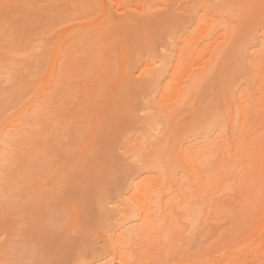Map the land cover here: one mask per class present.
<instances>
[{"label": "rangeland", "instance_id": "1", "mask_svg": "<svg viewBox=\"0 0 264 264\" xmlns=\"http://www.w3.org/2000/svg\"><path fill=\"white\" fill-rule=\"evenodd\" d=\"M38 1L34 4L32 0L31 4H28L24 0H0V8L4 12L1 13L2 15L0 14V17L6 13V18H3L4 16L0 18V54L3 51L2 54H5L2 56L3 61H0V135L4 132L5 134H10L12 131L17 132L15 137H22L26 145L29 143L26 149L32 151L31 155L28 154L30 152L25 155L26 159L24 158L23 162L27 165L32 164L37 156L41 163V173L37 171L32 176L18 171L15 174L16 181L21 180L25 186L34 185L33 191L36 194L32 196V198L35 197V200L31 205V201L29 202L31 207L26 205V209H24L27 211H25L26 213L21 211V213L15 214V208H12L13 213H0V264H81L83 261L82 264H134V262L139 264V262L136 263L139 259L136 246H126V248L122 245L124 250L122 248L117 249V245L120 247L118 241L121 240H116L119 234L115 233L119 232L121 217H125L122 216L121 212L123 213L125 209L127 211L136 205L134 200L129 199L133 193H136L137 198L140 190L137 192L135 189L137 185L134 187V184H139L143 179L148 180L146 183L149 187L154 185L151 187L152 193L158 196L160 202L165 200L171 191H178L177 181L182 175L191 180L192 175L184 165L186 162H181L183 157L182 159L180 157L184 153L182 145L185 146L186 144V147H189L188 145L191 146V143L194 144L195 142L196 146L197 144L200 146V142L204 140L203 135H196V132L191 133L189 124L194 122L193 118H196L195 113L199 111L200 105H202L201 109L204 106L208 110L209 103L213 104V101L214 104L218 105L217 108H221L218 109V112H220L219 116L222 113L224 120L222 121L219 117V121H222V129L218 132L214 130L212 131L213 134L212 132L209 134L212 142L222 147L228 145L226 147L231 148L239 139L241 145L245 146L244 152L248 155L244 157L243 153L239 159L241 165H237L232 174L224 176L220 180L219 186H213L214 188L209 190L210 193L208 191L203 196L204 201L207 202L206 208L204 204L201 208L203 211L202 225L197 228L193 235L178 236V240H174L172 229H170L171 232H169L170 230L166 231L171 235L160 233L161 236L165 234L163 238H167L168 242L173 241L171 250L175 248L171 251L172 254L169 252L165 259L167 261L163 264H264V144L260 145L261 142L264 143V0H247L248 8H245L247 6L244 4L245 10L241 9L243 14L241 13V17L233 22L228 13L219 15L213 8H210L209 4L212 0H205V2L202 0L201 7L197 0ZM244 1L246 0L242 2L245 3ZM192 5L194 6L192 7ZM26 6L31 9L30 12L34 11L36 15H42L43 11L44 17L45 8L48 9L49 17L54 18V20L52 19L54 23L50 20L48 22L44 18L46 26L45 24L43 26H48L50 31L53 30V35L50 34V31L46 32L53 37H51L52 39L49 37L50 41H48L49 38L46 33L43 32L46 34L44 35L36 31L38 30L36 26L33 27V32L30 31V35L27 36V47H21L22 43L18 44V38H22L25 32L21 31L23 33L20 34L16 29L18 25L19 29H22L20 27L21 21L20 24L17 21V13L12 15L14 19H10V15L14 10L20 11ZM75 6L79 9L76 10L79 11L77 13L79 15L76 17L72 15H76V11L72 13ZM66 8L68 13L65 12L64 14L63 11ZM41 9L43 10L41 11ZM193 9L195 10L193 11ZM70 10L71 13H69ZM189 10L192 14L189 13ZM25 14H21V16L24 15L28 18L31 15L33 18V13ZM21 16H18L19 20ZM196 18L199 19L197 23H195ZM216 19H220V21L216 23ZM24 22L28 23L27 20L22 23ZM190 22L191 24L194 23L191 25ZM213 24H215V34L217 35L206 44L205 38L209 27ZM225 26L227 31L224 30ZM170 29L172 32H176L172 36L169 35ZM84 32L87 35L90 32V36L94 34L93 38L95 36L99 38V33H101L104 37L101 40L104 42H101L100 46L97 44L98 47H96L97 45L93 46L97 40L96 37L92 39L93 44L92 40L90 42L87 37H84L81 39L83 40L82 43L80 40L78 41L80 46L77 45L79 49H82L88 42L85 48L86 54L83 49L81 55V49L78 53L75 46L77 52H74L71 46L74 47L73 43L77 41L76 39H80L85 34ZM163 33L168 42H166ZM41 34L44 35L43 38H40ZM45 36L48 40L38 41L44 39ZM250 39H253L252 44H250ZM23 41H25L24 38L20 42ZM78 42L77 44H79ZM89 42L92 44V48H89L91 46ZM28 44L31 45L30 47L35 45L38 47L36 46L32 50ZM87 46L89 51H87ZM224 47H226L227 53H225L226 50H223ZM68 48L74 53L68 54L66 52L67 55L63 53L64 57L58 54L63 49V52L68 51ZM221 49L223 52L216 60L215 55ZM229 50L232 52V56L236 54L233 57L229 55L232 57L228 58V63L230 59L231 65L224 63V66L222 65L223 59L226 58L224 54H228ZM234 50L235 53H233ZM242 50H245V57H248V61L253 64L252 66H248L244 59V63L241 58V60L239 59L237 54ZM150 51H153V54ZM169 55L172 57L170 58ZM180 57L182 59L179 63H173ZM164 61L169 65L172 61L174 66L177 64L174 75L172 73L174 70L172 71V66L169 67V65L170 72L168 76L165 75L164 82H167L166 84L170 87L167 98L161 97L160 89L162 87L147 91L146 87H142L143 81L147 79L144 73L150 69L159 68ZM240 61L248 66L247 71L244 68L239 69L240 65L243 67ZM215 62L218 66L221 65L216 69L220 75L217 73V76L211 77V82L205 80V83L207 84L206 81H209L210 85L207 84L203 90L201 89L203 95H200V100H196L198 99L197 96L194 103L180 109L177 100L183 90L208 74L212 69L211 63L214 64ZM234 67L238 69V72L237 69L231 73L227 72L229 68L231 70ZM87 68L88 73H83L82 70H87ZM60 71L61 78L57 84ZM231 74H234V81L239 84H234L232 77H230L232 84L235 85L231 88L234 89L235 87L236 91H245L247 99L253 100L256 106L259 105V108L250 116L248 128L242 133H240V129L236 130L240 124L236 125L230 121L231 107L227 100V91L229 90L227 87L229 86L226 87V84L229 81L228 76ZM210 75L207 77L209 78ZM249 75L258 79L255 85L249 82ZM143 78L146 79L143 80ZM225 80L226 84L224 83ZM125 96L127 97L125 99H130L125 100ZM217 96L221 98L219 99ZM201 97L204 98L201 99ZM193 104L195 107L192 106ZM36 105L39 106L38 109H36ZM154 107L162 113L175 111L179 114L174 118L175 120L172 117L171 119L168 117V121L167 118L165 120L162 117L164 121L159 118L162 121L158 120V126L160 124L161 127L159 126V128L163 129L164 126V129L160 131L156 126L157 131L155 129V132H151L152 139L150 138L144 144L142 141L146 131L144 130L145 125L148 124V117L157 112L153 109ZM25 109L26 111H24ZM133 111L135 112L133 113ZM142 111H145L144 114ZM22 112L24 113L22 114ZM146 126L148 127V125ZM175 127H177L178 132ZM190 129L192 128L190 127ZM127 131L129 132L127 133ZM184 131L190 132L186 134ZM141 132L144 135H141ZM168 132H171V135ZM183 132L184 134H182ZM174 134H176V140L173 138ZM31 136L32 138H30ZM141 138L142 141H140ZM154 145L158 146L159 149L152 147ZM128 146L130 147L128 148ZM140 146L142 149L146 147L147 151L144 149L146 154L140 150ZM33 147L39 151L37 155L32 150ZM137 149H139V156L135 155ZM172 149L173 153L176 154L170 152ZM151 152L154 156L156 154L160 156L159 158L155 156L160 160L159 162H165V164H160H163L160 168L161 171L155 169L156 173L154 169V173H152L153 171L150 172V168L145 167L142 162L143 154L145 157H152ZM128 153L132 159L135 156V159L132 160ZM171 154L172 156H170ZM33 158L35 159L32 160ZM135 160L137 163L134 162ZM232 161L233 158L230 156V162ZM166 164L173 166V168L169 167V169ZM174 167H177V170L173 175H170V171L167 169L172 171L175 169ZM237 169L238 171L235 172ZM170 176L172 179L169 178ZM150 178L153 180L152 184L149 181ZM194 181L192 177V185ZM36 183L38 184L36 185ZM166 191H168L167 195ZM189 191L192 193L195 190L191 188ZM140 196L141 194L138 198ZM179 201L181 202L180 198L175 202L178 203ZM130 203L131 206H129ZM125 205L128 209L125 208ZM228 208L230 211L225 210L226 212H224V209ZM18 210L20 211V209ZM178 215L175 214L174 216L173 213L172 220L174 219V221L172 223L174 224L172 225L174 227L177 225L175 229L181 225V229H179L181 231L185 225L177 224L175 218L179 219L180 216L178 217ZM112 222L113 224H111ZM103 227L104 229H102ZM191 239L193 244H191ZM167 240L165 243H168ZM153 241L154 243L161 242V240ZM176 242L178 243L177 246H175ZM185 246L187 247L185 248ZM129 252L134 254L130 255ZM81 254L84 258L88 256L87 258L90 259L81 260L83 258ZM120 254H125L123 257L126 254L127 256L130 255L133 260L130 258L128 260L130 256H126L124 259L120 258ZM134 255L136 257H133ZM76 259L80 262L77 263ZM140 264L154 263L147 257Z\"/></svg>", "mask_w": 264, "mask_h": 264}, {"label": "bare ground", "instance_id": "2", "mask_svg": "<svg viewBox=\"0 0 264 264\" xmlns=\"http://www.w3.org/2000/svg\"><path fill=\"white\" fill-rule=\"evenodd\" d=\"M25 1H27L28 2V4L30 3L31 4V2H32V0L29 2V0H24V2ZM34 1V4L35 3H37V2H39L38 0H36V2H35V0H33ZM40 1H42V0H40ZM80 0H76V2H79ZM196 1V0H195ZM198 2H199V5H200V7H201V4H203V1L205 2V0H197ZM243 0H212V1H210L211 3L209 4V6H210V8L212 9H214L215 10V12L217 13V14H219V15H223V14H225V13H228V15H229V17H230V19H231V21L233 22V21H235L236 19H239L241 16V13L243 12V11H241V9H244L245 10V8H248V6L246 5L247 4V0L246 1H244L245 3H243L242 2ZM45 2V1H44ZM81 2V1H80ZM198 2H195V3H198ZM194 3V4H195ZM25 4V3H24ZM243 4V5H242ZM244 4H245V6H247V7H245L244 6ZM23 6V5H22ZM194 5H192V7H193ZM206 6V5H205ZM245 8H244V7ZM24 7V6H23ZM191 7V8H192ZM196 7V6H195ZM198 7V6H197ZM45 8V7H44ZM43 8V9H44ZM74 9L76 8V6L75 7H73ZM78 8V7H77ZM72 9L73 10V12L70 10V12L69 13H75V11L76 10H79V9ZM93 8V7H92ZM21 9V8H20ZM23 9V8H22ZM22 9L20 10V11H22ZM27 6L23 9V13L22 12H20L19 10L18 11H16V10H14V11H16V12H9L11 15V17H10V19H14V17L12 18V15L14 14V13H17L16 14V17H17V21H19V23L18 22H16L15 20V22L16 23H18V24H20V21H21V24H22V26H21V24H20V27L22 28V29H19V25L18 24H16V25H18V26H16V29H18V32H20V34H22L23 32H21V31H24L25 33L23 34V36H22V38H18V44L20 45L21 43V47L22 46H24V47H27L26 45H27V41H28V35H30V31L31 32H33V30H34V28L33 27H36V28H38V30H36V31H38V32H40V33H46V32H48V31H50V29L48 28V26L47 27H45L46 26V21H48V20H50V21H52V23H54V18H50L49 17V14H48V9L47 8H45L44 10H45V12L44 13H46L45 14V17H44V15H43V9H41V11H42V15H43V17H42V15L41 14H39V15H36V13H34V11L33 12H30L31 11V9L29 8L28 9V11H27ZM197 9H199V7L197 8ZM30 10V11H29ZM67 10V11H66ZM84 11L86 10L85 8L83 9ZM91 10H93V9H91ZM191 10V9H190ZM190 10H189V13H190ZM195 9H193V11H194ZM0 11H1V8H0ZM24 11H26V12H24ZM47 11V12H46ZM33 13V18H31V15H29V17H28V15H27V17L28 18H26V16L24 17V15L23 16H21V14H25V13ZM64 14H65V12L66 13H68V9L66 8L64 11ZM79 11H76V15H74V14H72L73 16H78L79 14H77ZM1 13H4V12H0V14ZM20 15H19V14ZM245 13V12H244ZM6 14V13H5ZM3 15V16H1V17H3V18H6V15ZM86 14H88V13H86ZM190 14H192V13H190ZM197 14V13H196ZM243 14V13H242ZM2 15V14H1ZM15 15V14H14ZM13 15V16H14ZM26 15V14H25ZM198 15V14H197ZM196 15V16H197ZM18 16H21L20 17V20H19V17ZM35 16H37L38 18H39V16H40V19H38L37 17H35ZM47 16V17H46ZM194 16V15H193ZM0 17V18H1ZM186 17V16H185ZM188 17H189V15H188ZM195 17V16H194ZM199 17V16H198ZM2 18V19H3ZM21 18H24V19H26L27 20V24H26V22H24V23H22L23 21H26V20H24V19H21ZM36 18H37V21H35L36 20ZM42 18V19H41ZM44 18H46V21H45V19ZM190 18V17H189ZM188 18V19H189ZM43 19H44V22H43ZM53 19V20H52ZM197 19V18H196ZM1 20V19H0ZM29 20V21H28ZM190 20V19H189ZM8 21H9V19H8ZM33 21V22H32ZM199 21V19H197L196 21H195V23H197ZM201 21V20H200ZM220 21V19H216V23H218ZM30 22H31V24H30ZM42 22V23H41ZM49 22V21H48ZM47 22V23H48ZM108 22V21H107ZM187 23V22H186ZM194 23V22H193ZM192 23V24H193ZM35 24V25H34ZM37 24V25H36ZM41 24H42V27H41ZM45 24V26H43ZM190 24H191V22H190ZM191 24V25H192ZM32 25H34V26H32ZM39 25H40V27H39ZM48 25V24H47ZM185 25H187V24H185ZM25 28H24V27ZM28 26V27H27ZM189 26V25H188ZM18 27V28H17ZM26 27H27V29H26ZM44 27V28H43ZM168 27H169V25H168ZM31 30H30V29ZM164 28V27H163ZM42 29V30H41ZM47 29V30H46ZM226 29V30H225ZM27 30V31H26ZM42 32H41V31ZM51 30H52V28H51ZM224 30L225 31H227V28H226V26H225V28H224ZM53 31V30H52ZM52 31H50V34H52L53 35V32ZM95 31V30H94ZM167 31V30H166ZM215 24H213V25H211L210 27H209V31H208V33H207V36H206V38H205V42H206V44L208 43V41H210V40H212L213 38H215V36L217 35V34H215ZM28 32V33H27ZM52 32V33H51ZM229 32H230V28H229ZM43 33V34H44ZM85 34H86V32H84ZM174 33H176V32H172L171 31V29L169 30V35H173ZM47 34V35H46ZM46 34H44V35H46L48 38L50 37H52V35H50V34H48V33H46ZM84 34V35H85ZM90 34V32H88V35ZM100 34V36H99V38H97L96 36V39L97 40H95V42H94V44H93V40L92 39H95V37L93 38V35H89V37H88V35L86 36H84L83 34V36H81L80 37V39L78 38V39H76L77 41L75 42V43H73V46L74 47H72L71 46V48H72V51H76L77 49H78V53H79V50L81 49H79L78 47L80 46V43L78 42L79 40L81 41V43L83 42V40H81V39H83L84 37H87L88 38V40L90 41V40H92V44H93V46H96L97 44L100 46V44H101V42H104V40H101V39H103L104 37L102 36V34L101 33H99ZM164 34V33H163ZM18 35V34H17ZM44 35H40L41 37L40 38H43V36ZM48 35H50V36H48ZM21 36V35H20ZM46 36L44 37V39H42V40H38L39 42L41 41V42H43L45 39L46 40H48L47 38H46ZM102 36V37H101ZM163 36H165V34L163 35ZM26 37V38H25ZM92 37V38H91ZM101 37V38H100ZM166 37V36H165ZM23 38H24V40L25 41H23V42H20V41H22L23 40ZM50 38H49V40L48 41H50ZM53 38V37H52ZM51 38V39H52ZM87 38H85V39H87ZM91 38V39H90ZM170 38H172V37H170ZM53 40H55V39H53ZM98 40H100V42H98ZM173 40V39H172ZM52 41V40H51ZM68 41H69V39H68ZM67 41V42H68ZM247 41V40H246ZM77 42L79 43V44H77ZM85 42H87L86 40H85ZM91 42V41H90ZM89 42V44H91ZM166 42H168V40H167V37H166ZM170 42H171V40H170ZM69 43V42H68ZM165 43V42H164ZM240 43V42H239ZM253 43V39H250V44H252ZM24 44V45H23ZM76 44V45H75ZM87 44H88V42H87ZM86 44V45H87ZM92 44H91V46H89V48H92ZM103 44V43H102ZM168 44V43H167ZM172 45H173V43H171ZM174 44H176V43H174ZM247 44H249V43H247ZM249 44V45H250ZM77 45H78V47H77ZM86 45H85V47L83 48L82 47V51H81V55H82V52H83V49H84V52H85V48H86ZM98 45L96 46V47H98ZM169 45V44H168ZM168 45H167V47H168ZM244 45V44H243ZM242 45V46H243ZM248 45V46H249ZM28 46H29V44H28ZM31 46V45H30ZM29 46V47H30ZM36 46L38 47V45H35V46H33V47H30V49H32L33 50V48H36ZM75 46H76V48H75ZM82 46V45H81ZM156 46V45H155ZM157 46H158V44H157ZM166 46V45H165ZM170 46V45H169ZM96 47H93V48H95V49H97ZM172 47H174V45L172 46ZM70 48V47H69ZM67 49L68 51L69 50H71V49ZM75 48V50H73ZM162 48H163V46H162ZM170 48H171V46H170ZM226 47H224L223 48V50L225 51L226 50V52L225 53H227V49H225ZM87 49H88V46H87ZM86 49V50H87ZM175 49V48H174ZM246 49V48H245ZM57 50V49H56ZM64 50V49H63ZM63 50H60L61 52L59 53L58 52V54L59 55H61L62 57H64L65 55H67V53L69 54L70 52H72V51H65V52H63ZM90 49H88L87 51H89ZM154 50V49H153ZM156 50V49H155ZM159 50H160V48H159ZM163 50V49H162ZM223 50L221 49L216 55H215V57H216V60H218V58L220 57V55L222 54V52H223ZM231 50V49H230ZM230 50H229V53L228 54H224V57L226 56V58H224L223 59V61L224 62H222V65H224L225 66V64H229V65H231V63H230V59H229V63H228V58H232L233 56H235V50H234V52L233 53H235V54H233V56H232V52H230ZM237 50V49H236ZM58 51V50H57ZM172 51V50H171ZM245 52V50H242L241 52H239L237 55H238V57H239V59L243 62L244 60L245 61H247V62H245V63H247V65L248 66H252L253 64L252 63H250L249 61H248V57L246 58L245 57V55H246V52ZM4 52V51H3ZM3 52H1V54H0V61H3V57L2 56H4L5 54H2ZM15 52H17V51H15ZM67 52V53H66ZM74 52H72V53H74ZM77 52V51H76ZM151 52V51H150ZM153 52V51H152ZM151 52V53H152ZM173 52V51H172ZM175 52V51H174ZM57 53V52H56ZM63 53H66L65 55H62ZM72 53H70V54H72ZM84 54V53H83ZM85 54H86V52H85ZM84 54V57H86V59H87V56ZM87 54H88V52H87ZM153 54V53H152ZM171 55V54H170ZM169 55V56H170ZM229 55H231V56H229ZM89 56V55H88ZM152 56V55H151ZM154 56H155V54H154ZM174 56V55H173ZM228 56V57H227ZM81 57H83V56H81ZM83 57V58H84ZM160 57H162V56H160ZM172 56H170V58H171ZM169 58V57H168ZM82 59V58H81ZM85 59V58H84ZM155 59V58H154ZM156 59H158V58H156ZM175 59V58H174ZM182 59V57H180L179 59H176L175 60V62H173V63H176V62H180V60ZM226 59V60H225ZM244 59V60H243ZM154 61V60H153ZM240 61V62H241ZM154 62H156V61H154ZM170 63L171 65H169V64H166L165 63V61H164V63L166 64L165 66L163 65L164 63H159V65H161V66H159V68H157V67H155V68H157V69H155V70H153V69H150V70H148V71H146L145 73H144V76H147V79L146 78H143V80L144 79H146L145 81H143L144 83V85L142 86L143 88L144 87H146L145 89H146V91L147 90H156L157 88H161L160 90V92H161V94H162V96L161 97H163V98H167L166 96L168 95V93L170 92V87H169V85L168 84H166L165 82H164V80H165V75L166 76H168V74H169V72H170V70L168 69V65H169V67L170 66H172V73H173V75L176 73V67H177V64H175V66H174V64L173 63ZM241 62V63H242ZM1 63V62H0ZM225 63V64H224ZM244 63V62H243ZM242 63V64H243ZM154 65H155V63H153ZM152 64V65H153ZM156 64H158V63H156ZM173 64V65H172ZM211 65H212V69L209 71V73L208 74H206V75H204L201 79H199V80H197V81H195V83H193V85L192 86H189V87H187V88H185L184 90H183V92H182V94H181V96H180V98L177 100V101H179V103H177L178 104V106L180 107V109L183 107L184 108V106H186V105H190V104H192V103H194V99L195 98H197V96H198V99H196L197 101L198 100H200V95H203V92H202V90H203V87H205V85H207V84H209L211 81H212V78H213V76H217V73H219L218 72V70H217V72H216V69H218L220 66H218V64L215 62L214 64H212L211 63ZM226 65V66H227ZM246 64L244 65L243 64V67H241V65H240V67H239V69L241 70L242 68H244V70H248V66H247ZM237 68H238V66L237 65H235ZM225 68V67H224ZM237 68H235L234 67V69L233 68H231V70H230V68L228 69V71L227 72H229V73H231V71H235ZM246 68V69H245ZM230 70V71H229ZM239 70V71H240ZM83 71V73H86L87 71H88V68H87V70L86 69H84V70H82ZM214 71V72H213ZM245 71V72H246ZM215 72H216V74H215ZM237 72H238V69H237ZM241 72V71H240ZM88 73V72H87ZM233 73V72H232ZM59 74V77H58V79H57V84L60 82V78H61V71L58 73ZM210 74H212V75H210ZM227 74V73H226ZM172 75V74H171ZM172 75V76H173ZM208 75H210L209 76V78L207 77ZM219 75H220V73H219ZM233 75L234 74H231V75H229L228 77H229V81H227L226 82V80H227V75H226V80L224 81V83L226 84V87L227 86H229V87H227V89H229L226 93L228 94L227 95V100L229 101V105H230V107H231V112H230V121L233 123V124H240V126L239 127H236V130L237 129H240V133H242V132H245V130L248 128V126H249V120H250V116L253 114V112L255 111V110H257L258 108H259V105H257L256 106V104L253 102V100H250V99H247V96H246V93H245V91H242V90H240V91H236V89H235V87H234V89L233 88H231V87H233V85L236 83L235 81H234V78H233ZM207 77V78H206ZM212 77V78H211ZM230 77H232V79L230 78ZM235 77V76H234ZM236 77H238V76H236ZM209 80V81H206V82H208L207 84L205 83V80ZM211 79V80H210ZM231 80H232V82L234 83V84H232V82H231ZM248 80H249V82L252 84V85H255V83L256 82H258V79H256V78H254V77H252L251 75H249V78H248ZM252 81H254V83H252ZM205 83V84H204ZM214 84V83H213ZM217 84V83H216ZM236 84H238V83H236ZM210 85V84H209ZM239 85V84H238ZM237 85V86H238ZM235 86V85H234ZM214 87V86H213ZM207 88V87H206ZM209 88H211V87H209ZM202 89V90H201ZM212 89V88H211ZM143 90V89H142ZM201 90V91H200ZM207 90V89H206ZM217 90V89H216ZM209 91H211V90H209ZM149 92V91H148ZM156 92V91H155ZM199 92H202V93H200L199 94ZM151 93V92H150ZM142 94H143V92H142ZM151 94H153V93H151ZM199 94V95H198ZM216 95V94H215ZM150 96V95H149ZM151 97H153L152 95H151ZM218 98H219V96H217ZM125 98H127L126 96L124 97V99ZM149 98V97H148ZM148 98H146V99H148ZM202 98H204V97H201V99ZM221 98V97H220ZM219 98V99H220ZM130 99V98H129ZM129 99H125V100H129ZM150 99V98H149ZM217 99V98H216ZM219 99H218V101H219ZM196 100H195V104H196ZM124 101V100H123ZM147 101V100H146ZM203 101V100H202ZM201 101V102H202ZM218 101H216V103L218 102ZM152 102V101H151ZM220 102V101H219ZM148 103H150V102H148ZM154 103V102H153ZM210 104V106L212 107V110H210L211 109V107L209 108L208 107V110L207 109H205V107L203 106L202 107V109H201V106L202 105H200V107H199V111H196L197 113H195L196 115V118H195V120H194V118H193V123L192 124H189L190 125V127L192 128V129H190V127H189V130H191V133H195L196 132V135H198V134H202L203 135V139L204 140H202V142H200V146H198L199 144H197V146L195 145V142H194V144H192L191 143V146L190 145H188L189 147H186L187 145L185 144V146H183L182 145V147L185 149H183V151H184V153H183V155H182V153H181V159H182V157H183V161H181V162H186L184 165L186 166V168H188V171H189V173H190V175H192V177L194 178V183H193V185H192V177H191V180H188V179H186L184 176L185 175H182L180 178H179V180L177 181V183H178V188H176V189H178V191H176L175 192V190L173 191L174 192V195H173V192L171 191L168 195H167V192L169 191H166V197H165V200H161L162 202H160V199L158 198V196L156 195V194H153L152 193V188L151 187H153V186H151V187H149L148 186V184L146 183V181H148L147 179L145 180V179H143V181H141V182H139V184H134V187L136 186V190H137V192H138V195H137V198H136V193L134 194L133 192V194L130 196L131 198L129 199V197H128V199L129 200H131V201H133L134 200V204H136L133 208L131 207L130 209H128L127 208V206L125 205V208H127L128 210L126 211V209H125V211H123V213L121 212V214H123L122 216H125V217H121L122 218V222H121V224H120V226H119V232H116L115 234H119V236L117 237V239L116 240H121L120 242L118 241V243H119V245H120V247H118V245H117V249L118 248H122L123 250H124V246L126 247V246H130V247H135L136 246V250H137V253H138V261H136V263H138L139 262V264L141 263V262H143V259L144 258H150L151 260H152V262L154 263V264H163V263H165L166 261H165V259H166V256L169 254V252L171 253V251H173L175 248H173L172 250H171V248H172V242H168V240H167V238H163V235H165V234H163V233H168L169 234V232H171V230L170 229H172V236H173V238H174V240H176L177 238H178V236H185V235H193L194 234V232L197 230V228L199 227V226H201L202 224H201V217L203 216L202 215V210H201V208L203 207V204H204V207L206 206L205 204H206V202L204 201V195L213 187V186H219L220 184H218L219 182H220V180L224 177V176H229L230 174H232L233 172H234V170H235V167L237 166V165H241V163H240V161H239V159H240V156L243 154V156L245 157V155L247 156L248 155V153H246V152H244L245 151V146L244 145H241V141L238 139V142L237 141H235L236 142V144L234 145V146H232L231 148H227L226 146H228V145H223V147L221 146V145H217L216 143L214 144L213 142H212V139H211V137H209L210 135V133L212 132V131H220L221 129H222V121L224 120V118H222L223 116H222V113H221V116H219V113L220 112H218V109L219 108H217V106L218 105H216V104H214V101H213V104L212 103H209ZM208 104V105H209ZM217 104H219V103H217ZM144 105H145V103H144ZM155 105V104H154ZM208 105H206V106H208ZM213 105V106H212ZM37 106V105H36ZM41 106V105H40ZM149 106H151V105H149ZM148 106V107H149ZM156 106V105H155ZM192 106H194L195 107V105L193 104ZM145 107V106H144ZM193 107V108H194ZM30 108V107H29ZM33 108V107H32ZM36 108V107H35ZM39 108V106H37V108L36 109H38ZM41 108H43V107H41ZM150 108V107H149ZM156 108H158V107H156ZM31 109V108H30ZM30 109H29V111H30ZM34 109V108H33ZM131 109V108H130ZM151 109H152V107H151ZM153 109H155V107L153 108ZM179 109V110H180ZM196 109H197V107H196ZM221 109V108H220ZM219 109V110H220ZM132 110V109H131ZM145 110V109H144ZM156 110V109H155ZM154 110V111H155ZM178 110V111H179ZM192 110V109H191ZM210 110V111H209ZM24 111H26V109L24 110ZM149 111V110H148ZM153 111V110H152ZM157 111V112H156ZM155 112H153V113H155V114H153V115H151V116H149L148 117V121H147V123L148 124H146V125H148V127L145 125V129L144 130H146L145 131V135L144 134H142V132H141V135H144V137H143V141H142V138H141V140L140 141H142V143H144V144H146V142H148L149 141V139L151 138V132H153L155 129H156V131H157V127L156 126H158V120H160V121H162L161 119H159V118H162V117H164V119L165 118H167V121H168V117H169V119H171V117L174 119L175 117H177V114H179V113H176L175 111H171V112H167V113H162V111H158V110H156ZM194 111V112H195ZM28 112V111H27ZM130 112H132V111H130ZM135 111H133V113H134ZM143 112H145V111H142V113ZM262 112V111H261ZM24 112H22V114H23ZM26 113V112H25ZM146 113H148L149 114V112H146ZM35 114V113H34ZM144 114V113H143ZM129 115V114H128ZM261 115V114H260ZM219 117H221V119H222V121H219L220 119H219ZM147 119V118H146ZM145 119V120H146ZM163 119V118H162ZM164 119H163V121H164ZM166 120V119H165ZM175 120V119H174ZM144 121V120H143ZM171 121V120H170ZM145 122V121H144ZM166 122V121H165ZM168 123H170V122H168ZM166 124V123H165ZM174 124H175V122H174ZM169 125V124H168ZM159 126L161 127V125L159 124ZM159 126H158V128H159ZM166 126V125H165ZM175 126H176V124H175ZM166 128V127H165ZM169 128H170V125H169ZM177 127H175V129H176ZM160 129V128H159ZM162 129V128H161ZM161 129H160V131H161ZM163 129H164V126H163ZM162 129V130H163ZM172 129V128H171ZM169 130V129H168ZM159 131V132H160ZM176 131H177V129H176ZM7 133H8V131H6ZM13 132V131H12ZM10 133V134H5V132H4V134H1L0 135V144H1V149H0V213H13V210H12V208H15L16 209V211H15V209H14V211L16 212H14L15 214H17V212L18 213H21V211L23 212V213H26L27 211L26 210H24V209H26V205L30 208L31 206V204H32V202L35 200L34 198H32V196H34V194H36L33 190H34V185H28V186H25V185H23V183H22V181L21 180H17L16 181V178H15V174L16 173H18V171H20V172H22V173H24V174H31L32 176H33V174L35 173V172H37V171H39L40 172V170H41V163H40V161L38 160V157L36 156V159L35 158H33L32 160H34L35 159V161H33L32 162V164H29V165H27V164H25V162H23V159L26 157L25 155L28 153V152H30V153H28V154H30L31 155V152L32 151H28L26 148H27V145H29V143H27V145H26V143L24 142V139L21 137V138H17V137H15L17 134V132L15 133V132H13V133ZM129 131H127V133H128ZM155 132V131H154ZM174 133H175V131H173ZM178 132V131H177ZM185 132V131H184ZM184 132L182 133V134H184ZM190 132V131H189ZM189 132H187V133H189ZM197 132H199V133H197ZM3 133V132H2ZM20 134H21V132H19ZM19 133H18V135H19ZM136 133H137V131H136ZM143 133H144V131H143ZM160 133H162V132H160ZM169 133V132H168ZM171 133V132H170ZM169 133V135H171ZM181 133V132H180ZM186 133V132H185ZM186 133V134H187ZM33 134H35V133H33ZM126 134V133H125ZM163 134V133H162ZM212 134H213V132H212ZM30 135V134H29ZM127 135V134H126ZM132 135V134H131ZM139 135V134H138ZM154 135H156V133H154ZM163 135H165V134H163ZM176 134H174V136H173V138L176 140V136H175ZM238 135V134H237ZM129 136V135H128ZM157 136V135H156ZM177 136H179L178 134H177ZM214 136V135H213ZM38 137V136H37ZM37 137H35L36 139H37ZM133 137V136H132ZM136 137V136H135ZM171 137V136H170ZM181 137V136H180ZM187 137V136H186ZM191 137V136H190ZM198 137V136H197ZM30 138H32V136L30 137ZM125 138V137H124ZM123 138V139H124ZM127 138V137H126ZM164 138V137H163ZM166 138H167V134H166ZM169 138V137H168ZM172 138V137H171ZM195 138H196V136H195ZM209 138H210V140H209ZM213 138V137H212ZM15 139H17V140H15ZM133 139H135L134 137H133ZM152 139V138H151ZM154 140H155V138H153ZM162 139V138H161ZM165 139V138H164ZM170 139V138H169ZM169 139H168V142L170 143V141H169ZM177 139H179V138H177ZM181 139V138H180ZM188 139V138H187ZM190 139V138H189ZM33 140V139H32ZM148 140V141H147ZM153 140V141H154ZM166 140V139H165ZM171 140V139H170ZM174 140V142H176ZM199 140H201V139H199ZM161 141V140H160ZM173 141V140H172ZM182 141H183V139H182ZM184 141H185V139H184ZM190 141V140H189ZM194 141V140H193ZM198 141V140H197ZM136 142V141H135ZM152 142V141H151ZM155 142V141H154ZM154 142H153V144H154ZM173 142V143H174ZM264 142V141H263ZM134 143V142H133ZM138 143V142H137ZM161 143V142H160ZM159 143V144H160ZM167 143V142H166ZM177 143V142H176ZM187 143V142H186ZM123 144V143H122ZM158 144V145H159ZM171 144V143H170ZM170 144L168 145V147L170 146ZM179 144V143H178ZM264 143H262L261 142V146L263 145ZM125 145V144H124ZM133 145V144H132ZM141 145V144H140ZM152 145V144H151ZM165 145V144H164ZM127 146V145H126ZM143 146V145H142ZM150 146V145H149ZM175 146V145H174ZM179 146V145H178ZM195 146H196V148H195ZM38 147V146H37ZM130 146H128V148H129ZM138 147V146H137ZM145 147V146H144ZM152 147H156V145H154V146H152ZM181 147V148H182ZM186 147V148H185ZM35 148H36V146H35ZM35 148L33 147V151L36 153V155L39 153V151H37V150H35ZM139 148H141L140 150H143L144 151V153H145V148H143L142 149V147L140 146ZM156 148H158L159 149V147L157 146ZM172 148H173V146H172ZM178 148H180V146L178 147ZM193 148V149H192ZM195 148V149H194ZM125 149V148H124ZM145 149V150H144ZM158 149H156V150H158ZM170 149V148H169ZM128 150V149H127ZM130 150V149H129ZM164 150V149H163ZM166 150V149H165ZM181 150V149H180ZM147 151V150H146ZM151 151V150H150ZM149 151V152H150ZM160 151V150H159ZM167 151H168V148H167ZM38 152V153H37ZM131 152H132V150H131ZM170 152H172L173 153V149H172V151H170ZM175 152V151H174ZM130 153V152H129ZM128 153V154H129ZM133 153H134V151H133ZM160 153V152H159ZM163 153V152H162ZM178 153V152H177ZM131 154V153H130ZM129 154V155H130ZM146 154V153H145ZM145 154H143L144 156H142L141 158L143 159L142 160V162L144 163V166L145 167H147V168H150V172L151 171H153V169H154V171H155V169H157V171H161V169L160 168H162V165H160L161 163H164L165 164V162H159L160 160L158 159L160 156L159 155H155V156H158V158L157 157H155L154 156V154H152V152H151V156L153 157H145ZM161 154V153H160ZM173 154H176V153H173ZM135 155L136 156H139V149H137L136 150V153H135ZM142 155V154H141ZM162 155V154H161ZM28 156V155H27ZM42 156V155H41ZM170 156H172V154L170 155ZM174 156H176V155H174ZM180 156V155H179ZM230 156H232V158H233V161L232 162H230ZM31 157H33V156H31ZM128 157V156H127ZM130 158H131V155L129 156ZM135 157V156H134ZM133 157V159H135ZM168 157V156H167ZM30 158V157H29ZM40 158V157H39ZM174 158V157H173ZM26 159V158H25ZM31 159V158H30ZM129 159V158H128ZM132 159V158H131ZM132 159V160H133ZM138 159H139V157H138ZM171 159V157L169 158V160ZM176 159V158H175ZM164 160H165V158H164ZM179 160V159H178ZM25 161V160H24ZM31 161V160H30ZM46 161V160H45ZM167 161V160H166ZM176 161V160H175ZM134 162H136V160L134 161ZM133 162V163H134ZM176 162H179V161H176ZM180 162V163H181ZM30 163V162H29ZM137 163V162H136ZM141 163V162H140ZM139 163V164H140ZM139 164H137V165H139ZM176 164V163H175ZM187 164V165H186ZM131 165H133V164H131ZM167 166H168V164H166ZM174 165V164H173ZM141 166V165H140ZM167 166H166V168H167ZM180 166V165H179ZM138 167V166H137ZM169 167H171V166H168V168ZM42 168H44V167H42ZM47 168V167H46ZM132 168H135V167H132ZM142 168H144V167H142ZM141 168V169H142ZM164 168V167H163ZM171 168H173V166L171 167ZM175 169L174 170H169V169H167L168 171H170V175H173V173L175 172V170H177V167H174ZM137 169H139V168H137ZM152 169V170H151ZM159 169V170H158ZM43 171V170H42ZM144 171H145V169H144ZM154 171L152 172V173H154ZM165 171V170H164ZM167 171V172H168ZM238 171V169L235 171V172H237ZM19 172V173H20ZM38 172V173H39ZM41 173V172H40ZM129 173H130V170H129ZM138 173V172H137ZM136 173V174H137ZM141 173H142V171H141ZM155 173H156V171H155ZM162 173H163V169H162ZM135 174V175H136ZM139 174V173H138ZM167 174V173H166ZM37 175V174H36ZM159 175V174H158ZM174 175H176V174H174ZM28 176V175H27ZM176 176H178V175H176ZM16 177H18V176H16ZM136 177V176H135ZM135 177H133V178H135ZM167 177H168V175H167ZM19 178V177H18ZM169 178H171L172 179V176H170ZM35 179V178H34ZM34 179H32V180H34ZM174 179V178H173ZM129 181H131V180H129ZM134 181V180H133ZM149 181H151V184H152V182H153V180H151V178L149 179ZM156 181V180H155ZM157 181H159V180H157ZM35 182V181H34ZM132 182V181H131ZM155 183V182H154ZM221 183V182H220ZM38 183H36V185H37ZM42 184V183H41ZM128 184V183H127ZM27 185V184H26ZM131 185V184H130ZM129 185V186H130ZM132 186V185H131ZM130 186V187H131ZM176 186H177V184H176ZM175 186V187H176ZM41 187V186H40ZM133 188V187H132ZM193 189V190H195V191H193L192 193L189 191L190 189ZM214 188V187H213ZM134 189V190H135ZM216 189V188H215ZM173 190V189H172ZM214 190V189H213ZM36 191V190H35ZM212 191V190H211ZM172 193V194H171ZM209 193H210V191H209ZM33 194V195H32ZM40 194V193H39ZM141 194V196L138 198V196ZM103 195V194H102ZM134 195H135V197H134ZM209 195V194H208ZM52 196V195H51ZM99 196V195H98ZM105 196V195H104ZM116 196V195H115ZM157 197V198H156ZM100 198V197H99ZM125 198V197H124ZM133 198H135V199H133ZM161 198H164V197H161ZM180 198V200H181V202L179 201L178 203H176L175 201H177L178 199ZM31 199V200H30ZM37 199V198H36ZM108 200H109V198H107ZM177 199V200H176ZM56 200H58V199H56ZM207 200H208V198H207ZM31 201V202H30ZM44 201V200H43ZM97 201H99V200H97ZM123 201H126V200H123ZM123 201H122V203H123ZM29 202H30V205H29ZM36 202V201H35ZM42 202V201H41ZM205 202V203H204ZM133 203V202H132ZM98 204V203H97ZM105 204H107V203H105ZM51 205V204H50ZM123 205H124V203H123ZM122 205V206H123ZM132 204L130 203V205L129 206H131ZM18 207V209H20V211L17 209V207ZM38 206V205H37ZM98 206V205H97ZM120 206V205H119ZM41 207V206H40ZM99 207V206H98ZM102 208H103V206H101ZM107 207V206H106ZM115 208V207H114ZM206 208V207H205ZM37 209V208H36ZM41 209H43V208H41ZM122 209V208H121ZM124 209V208H123ZM229 209V208H228ZM228 209H224V212H226L225 210H227L228 212L230 211V209L228 210ZM103 210H104V208H103ZM108 210V209H107ZM26 211V212H25ZM109 211V210H108ZM41 212V211H40ZM116 213V212H115ZM119 213V212H118ZM117 213V214H118ZM173 213H174V216H175V214L176 215H178V213H179V215H178V217H179V219L178 218H175L176 219V221H177V224L178 223H181V224H184L185 225V228L183 229V230H179V229H181L180 227H181V225L180 224H178V225H180V227L178 226V229H175L176 227H177V225H176V227H174L172 224H174V223H172L173 221H174V219L172 220V218L174 217L173 216ZM106 214V213H105ZM110 214H112V213H110ZM3 215V214H2ZM5 215V214H4ZM6 215H8V214H6ZM13 216V215H12ZM105 216H107V215H105ZM110 216V215H109ZM115 216V215H114ZM172 216V217H171ZM113 217V216H112ZM115 219V218H114ZM113 219V220H114ZM117 219V218H116ZM112 220V221H113ZM103 222H105V221H103ZM115 222V221H114ZM107 223V222H106ZM53 224V223H52ZM111 224H113V222L111 223ZM110 224V225H111ZM118 225H119V223H117ZM176 224V223H175ZM55 225V224H54ZM54 225H53V227H54ZM106 226V225H105ZM112 226V225H111ZM110 226V227H111ZM56 227V226H55ZM109 227V228H110ZM102 229H104V227L102 228ZM114 229V228H113ZM106 230V229H105ZM104 230V231H105ZM108 230V232H109V229H107ZM168 230H170L169 232H166V231H168ZM176 230V232L178 233H176V232H174ZM199 230V229H198ZM201 230V229H200ZM203 230V229H202ZM114 231V230H113ZM118 231V230H117ZM110 232H112L111 230H110ZM161 232H163L162 234V236L160 235V233ZM104 234V233H103ZM117 234V235H118ZM167 235V234H166ZM169 235H171V233L169 234ZM175 235V236H174ZM196 235V234H195ZM194 235V236H195ZM114 236V235H113ZM166 237V236H165ZM170 237V236H169ZM185 237H187V236H185ZM199 237V236H198ZM116 238V237H115ZM114 238V239H115ZM118 238H121V239H118ZM189 238V237H188ZM195 238V237H194ZM113 239V238H112ZM157 239V240H156ZM172 239V238H171ZM187 239V238H186ZM185 239V240H186ZM116 240H114V242H116L117 243V241ZM153 240H155V241H158V240H161V242L160 241H158V242H160V243H158V242H155V243H157L158 245H156L155 243H154V241ZM167 240V242L168 243H165V241ZM170 240V239H169ZM178 240V239H177ZM183 240H184V238H183ZM189 240H190V238H189ZM199 240H200V238H199ZM150 241V242H149ZM195 241V240H194ZM175 242V241H174ZM184 242V241H183ZM198 243H199V241H197ZM121 243V244H120ZM187 243H189V241H187ZM186 243V244H187ZM114 244V243H113ZM181 244V243H180ZM185 244V243H184ZM185 244V245H186ZM191 244H193L192 243V239H191ZM115 245V244H114ZM122 245H124L123 247H121ZM160 245V246H159ZM178 245V243L176 242V244H175V246H177ZM183 245V244H182ZM191 246V245H190ZM182 247V246H181ZM180 247V248H181ZM187 246H185V248H186ZM93 248V247H92ZM127 248V247H126ZM178 248V247H177ZM122 249H120V250H122ZM132 249V248H131ZM92 250H94V248L92 249ZM127 250V249H126ZM183 250V249H182ZM81 252V251H80ZM94 252L96 253V251L94 250ZM176 252V251H175ZM130 253V255H133V254H131V252H129ZM174 253V252H173ZM27 254H28V252H27ZM84 254V253H83ZM85 254H86V252H85ZM84 254V255H85ZM172 254V253H171ZM82 255V254H81ZM88 255V254H87ZM125 254H120V258L122 257L123 259L124 258H126V256H127V254H126V256L125 257H123ZM130 255H128V256H130ZM31 256V255H30ZM75 256V255H74ZM79 256V255H78ZM83 256V255H82ZM89 256H90V254H89ZM127 256V257H128ZM170 256V255H169ZM88 257V256H87ZM86 256H85V258H84V256H83V258H81V260H84V259H86L87 258ZM133 257H136V255H134ZM168 257V256H167ZM77 258V257H76ZM129 258H130V260L132 259L131 258V256L130 257H128V260H129ZM78 259H79V257H78ZM87 259H90V258H87ZM134 259H137V258H134ZM168 259V258H167ZM126 260V259H125ZM124 260V261H125ZM127 260V261H128ZM133 260V259H132ZM169 260V259H168ZM78 261V262H77ZM76 262L77 263H79L80 262V260H77L76 259ZM82 262V261H81ZM84 262V261H83ZM82 262V263H83ZM121 262H123L122 260H121ZM81 263V264H82ZM85 263H86V261H85ZM128 263H130V262H128ZM122 264V263H121ZM125 264V263H124ZM134 264H135V262H134Z\"/></svg>", "mask_w": 264, "mask_h": 264}]
</instances>
